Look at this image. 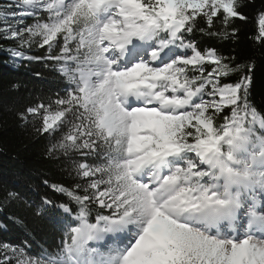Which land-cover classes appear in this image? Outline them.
I'll list each match as a JSON object with an SVG mask.
<instances>
[{"label": "snow or ice", "instance_id": "6c2138e0", "mask_svg": "<svg viewBox=\"0 0 264 264\" xmlns=\"http://www.w3.org/2000/svg\"><path fill=\"white\" fill-rule=\"evenodd\" d=\"M238 7L239 0L0 5V40L16 42L6 51L55 61L71 85L19 118L31 116L34 126L38 118L40 134L61 133L50 154L91 157L73 161L83 184L51 185L77 206L54 205L66 214L60 244L31 254L0 243V264H264V114L249 100L250 76L222 82L242 65L184 35L198 17L210 30L221 16L223 29L199 31L234 36L230 21L246 19ZM258 26L264 42V14ZM34 45L48 54L22 51Z\"/></svg>", "mask_w": 264, "mask_h": 264}, {"label": "trees", "instance_id": "16d2710c", "mask_svg": "<svg viewBox=\"0 0 264 264\" xmlns=\"http://www.w3.org/2000/svg\"><path fill=\"white\" fill-rule=\"evenodd\" d=\"M238 11L246 19L230 21L228 31L236 29L234 36L220 39L200 32L199 28L209 29L205 20L198 17L197 29L185 33V39L196 43L202 51L214 48L219 55L233 57L234 64L242 65L239 71L222 78V82L235 83L241 75L250 76L249 100L264 114V42L256 39L257 18L264 12V0H239ZM213 19L214 26L209 31L223 29L222 17ZM32 22L33 19L27 20V24ZM15 46V41L0 40V243L24 247L26 252L35 254L61 242L66 215L54 205L65 203L77 207L67 196L55 192L51 185L83 184L84 181L75 175L73 161L91 160V157L77 153L50 154L49 148L57 143L61 133L40 134L36 131L40 123L38 118L36 126L31 116L29 122L19 118L18 114L28 107L39 102L48 104L58 95H66L71 86L56 71L55 61L20 59L13 65L6 49ZM22 51L28 56L48 54L46 47L35 45ZM205 67L211 69L210 65ZM9 193H14L15 197H10ZM45 198L52 200L53 205L44 204ZM97 210L92 212L93 221Z\"/></svg>", "mask_w": 264, "mask_h": 264}, {"label": "rangeland", "instance_id": "374dc122", "mask_svg": "<svg viewBox=\"0 0 264 264\" xmlns=\"http://www.w3.org/2000/svg\"><path fill=\"white\" fill-rule=\"evenodd\" d=\"M7 3H9V0H0V5H4V4H7ZM263 14H264V12H263ZM261 15V14H260ZM259 15V16H260ZM42 16L44 17V18H46V16H47V14L46 13H42ZM259 16H258V18H259ZM257 18V19H258ZM28 19H32V18H27L26 19V21H25V23L27 24V20ZM34 22V21H33ZM32 22V23H33ZM31 24V23H30ZM21 26H23V25H21ZM259 27V26H258ZM178 51H182V50H178ZM20 62V59L19 58H15V57H12V64L13 65H16V64H18ZM68 82V81H67ZM71 86V85H70ZM60 211L63 213V215H66L63 211H62V209H60ZM9 255H11L10 253H9ZM13 264H14V261L12 262Z\"/></svg>", "mask_w": 264, "mask_h": 264}]
</instances>
